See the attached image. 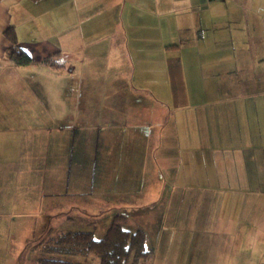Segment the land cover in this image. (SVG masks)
Returning a JSON list of instances; mask_svg holds the SVG:
<instances>
[{"label":"crops","instance_id":"0c3cea01","mask_svg":"<svg viewBox=\"0 0 264 264\" xmlns=\"http://www.w3.org/2000/svg\"><path fill=\"white\" fill-rule=\"evenodd\" d=\"M10 28L34 65L9 60ZM49 57L59 67L45 65ZM159 74L170 81V135L159 145L170 152L158 145L150 170L157 174L161 161L186 198L185 264H264V0H0V224L20 219L39 235L40 224L61 218L48 238L104 214L73 205L47 211V198L64 197V179L48 191L41 132L77 130L72 147L90 146L94 162L102 145L101 171L96 163L87 170L100 174L108 196L112 180L131 174L114 163L112 139L94 135V116L80 115L94 106L125 113L128 96H155L144 81ZM51 80L59 82L54 94L71 99L68 112L41 104Z\"/></svg>","mask_w":264,"mask_h":264},{"label":"rangeland","instance_id":"374dc122","mask_svg":"<svg viewBox=\"0 0 264 264\" xmlns=\"http://www.w3.org/2000/svg\"><path fill=\"white\" fill-rule=\"evenodd\" d=\"M149 78L153 80L144 81L147 83L144 84V87L152 89L155 96H145L144 94L128 96L125 113H123V109H121L122 112L117 110L104 112L101 109L98 111L99 107L94 106V114L80 115L79 119L85 120L91 115L94 116L93 126L96 128L94 135L112 139V145L109 149L114 163L120 168H126V173L130 172V176H133V178L130 176L121 177L122 183H119L122 185L112 180V190L108 196L102 197L100 174L93 177L88 175L87 170L90 164H93L94 167L96 163L98 170L101 171L102 145L95 148L100 150L96 155V159L99 161L94 162L90 160L92 158L90 146L72 147L73 139L78 133L77 130L71 128L61 131L47 129L41 132V138L48 142L45 162H42L44 164L42 169L44 167L46 169L45 177L48 191H53L55 187L56 189L59 188L60 184L56 179H64V197H58L59 199L56 200L54 196H51L47 198L46 206L48 212L57 209L58 212L60 209L67 210L71 205L104 211V214H101L96 220L88 222V220L79 217L75 223L71 222L70 225L63 228L64 232L92 231L96 238H102L111 226L114 217L122 214L127 219L126 228L128 230L132 232L143 230L146 234V245L152 252V256L148 262L141 264H185L190 256L188 249L185 248L186 241L184 238L185 221L189 211V209L184 210L182 208L186 198L183 200V192L180 187H170V177L167 176V171L162 169L161 161L158 162L160 166L157 174H152L150 170L155 165L153 160L154 149L159 145L161 137L170 135V81L167 80L166 75L161 74L149 76ZM47 83L46 90L48 93L41 104L52 108L62 106L64 112H68L66 104L71 99L68 98V101L65 102L58 97L59 94H54L55 90L59 91L60 89L59 86H56L59 82L51 80ZM44 84L41 83V88ZM61 84L69 86L70 81L61 82ZM92 90L99 89H96L95 86ZM135 97L140 100L141 106L135 105ZM31 102L39 103L34 98H31ZM64 112L60 116L64 119L65 126H68L71 123L70 113ZM51 114L49 113V115ZM93 119L90 118L89 121L91 122ZM109 121L113 125L107 128L106 123ZM79 131L81 132V130ZM83 131L85 132L87 129ZM15 136L16 142L21 139L19 134ZM59 138L62 139V147L56 145L54 148L53 143ZM158 147L160 152L162 150L170 152V146H161L160 144ZM59 153L61 154L59 155ZM60 156L63 157V160H59ZM138 164H140V168L137 172ZM143 165H146V171L141 170ZM164 165L166 166V163ZM119 172L122 173V171ZM133 179L136 180V190L129 187ZM93 187L99 189L98 193L94 192V195L91 194L90 196L87 195L88 192L82 193V190L85 192L87 188ZM118 189L122 192H116ZM66 190H71L77 196L68 195L70 192L67 193ZM186 195L189 197L191 194ZM60 219L51 218L47 219V223L44 225L40 224V229H45L46 232H41L39 235L35 230L28 231L27 224L20 219L14 220L13 224H0V264H40V259L50 257L49 254H44L42 248L49 232L58 228L54 222ZM7 236L11 237L7 238ZM61 257L78 264H100V259L93 255Z\"/></svg>","mask_w":264,"mask_h":264},{"label":"trees","instance_id":"16d2710c","mask_svg":"<svg viewBox=\"0 0 264 264\" xmlns=\"http://www.w3.org/2000/svg\"><path fill=\"white\" fill-rule=\"evenodd\" d=\"M12 41L8 50L9 60L16 66L34 65L28 53L18 46L14 29L6 32ZM45 65L56 68L53 57L43 62ZM127 219L118 214L114 217L111 226L102 238H96L92 231H67L57 236L48 237L42 248L44 254L50 257L39 260L40 264H78L64 260L61 256L86 257L96 256L100 264H141L148 262L152 252L146 245L147 238L143 230L132 232L126 228Z\"/></svg>","mask_w":264,"mask_h":264}]
</instances>
